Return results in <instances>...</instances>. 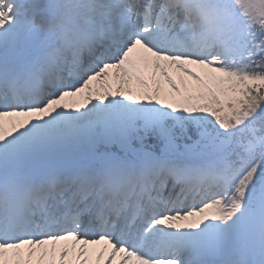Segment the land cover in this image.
<instances>
[{"label": "snow or ice", "instance_id": "6c2138e0", "mask_svg": "<svg viewBox=\"0 0 264 264\" xmlns=\"http://www.w3.org/2000/svg\"><path fill=\"white\" fill-rule=\"evenodd\" d=\"M0 264H264V0H0Z\"/></svg>", "mask_w": 264, "mask_h": 264}]
</instances>
